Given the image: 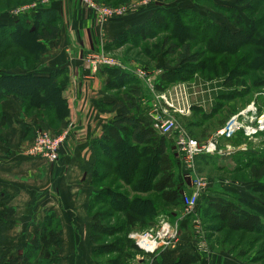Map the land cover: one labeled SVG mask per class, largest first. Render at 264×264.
Returning <instances> with one entry per match:
<instances>
[{
	"label": "trees",
	"instance_id": "obj_1",
	"mask_svg": "<svg viewBox=\"0 0 264 264\" xmlns=\"http://www.w3.org/2000/svg\"><path fill=\"white\" fill-rule=\"evenodd\" d=\"M30 1L32 0H0V16L4 14L1 12ZM97 1L114 6L123 0ZM217 6L235 27L234 31L196 11L180 8L172 12L163 6H155V10L142 23L130 25L107 40L104 49L113 50L127 45L126 52L139 48L138 54H132L137 58L136 62L141 63L138 57L140 53L149 55L153 61L156 50L151 53L143 42L154 36V31L168 30L170 34H174L177 29L182 33V29L187 30L186 38L174 35L178 43H167L169 36L161 41L164 52L178 56L179 65L162 68L154 80V89L160 92L172 83L190 82V73L182 72V66L198 64L203 74V70L209 66L212 70L218 69L216 74L226 69L221 85L231 89V95L226 93L223 96L244 99L251 93V85H261L262 82L253 79L247 87L244 85L249 71H260L264 67V39L260 38L261 34L264 35V0H235L234 6ZM237 6L242 7L245 16L238 11ZM59 25L58 13L46 6L18 13L10 23L0 22V130L3 118L1 103L8 97L18 102L24 115L40 116L55 130L66 118L68 111L62 90L68 82L67 69L57 68L45 76L33 74L48 42L57 38ZM189 34L193 38L186 41ZM200 44L204 46L199 47L200 51L196 52V45ZM153 46L155 48L157 45ZM249 46L252 49L246 48ZM221 54L224 55L223 58L219 57ZM133 57L129 53L124 60ZM14 70L22 72L16 73ZM99 70L105 77L104 90L111 92L115 100L95 104L100 111H118L109 122L102 125L100 135L91 141L94 162L90 172L92 190L88 215L92 221L89 238L94 245L91 252L93 259L97 264H132L138 257L143 258L138 264H197L199 258L193 252L186 251L178 256L169 249L145 252L130 237V233L138 225L147 227L149 223L156 221L155 216L168 213L169 208L178 204L182 206L184 183L176 176L178 162L175 152H172V141L154 130L145 118L142 81L131 72L116 67L103 66ZM204 78L213 79L210 76ZM192 110L201 112V108L194 105L191 106ZM211 113L213 114L201 112L199 125H203V121L209 119ZM235 113L236 108L229 106L226 115L232 116ZM206 126L209 127V124ZM259 133L264 137V130ZM243 134L240 129L227 140ZM224 140L226 139L220 141ZM213 158H217L216 155L203 153L195 161L197 163L198 159H204L206 162L203 165L214 166L213 162H208ZM242 166L249 169L251 177L264 181V155H257L250 163L247 161L239 167L225 169L218 165L215 168L234 172ZM179 168L182 173L180 165ZM255 192L264 195V187H259ZM221 193L228 194L225 191ZM0 197L2 200L6 199L8 194L0 191ZM2 200L0 221L13 213V208ZM167 207L169 208L166 209ZM207 207L213 211L210 217L219 221L217 227L232 232H256L264 236L263 214L259 211H238L232 203L224 200L209 201ZM114 215H117L115 222L110 223V218ZM148 228L150 226L146 229ZM58 236V218L54 213H47L17 256H0V264H49L46 258L54 254L51 249L58 245ZM47 252L52 253L41 256L38 261L39 255Z\"/></svg>",
	"mask_w": 264,
	"mask_h": 264
},
{
	"label": "crops",
	"instance_id": "obj_2",
	"mask_svg": "<svg viewBox=\"0 0 264 264\" xmlns=\"http://www.w3.org/2000/svg\"><path fill=\"white\" fill-rule=\"evenodd\" d=\"M46 7L58 13L59 33L48 42L33 74L45 76L57 68L67 69L68 82L62 96L68 113L55 130L40 116L24 115L14 98L8 97L1 103L0 191L8 194L3 200L13 208V213L0 221V256H17L42 218L54 213L59 221L58 245L46 261L96 264L91 255L94 245L89 238L92 221L88 215L94 162L91 141L118 110L98 109L95 102H112L115 96L104 90L105 77L100 70L93 72L82 57L102 49L107 40L130 25L142 23L148 14L141 19L126 14L101 26L76 0H53ZM11 20L9 16L0 17V22ZM42 129L56 134L66 132L58 159L52 164L26 154L35 133Z\"/></svg>",
	"mask_w": 264,
	"mask_h": 264
},
{
	"label": "rangeland",
	"instance_id": "obj_3",
	"mask_svg": "<svg viewBox=\"0 0 264 264\" xmlns=\"http://www.w3.org/2000/svg\"><path fill=\"white\" fill-rule=\"evenodd\" d=\"M52 1L53 0H32L15 6L8 11L1 12L4 14L0 17L9 16L14 18V16H16L15 12L17 11L21 13L24 11H32L41 6H50ZM92 1L99 4H106L104 1ZM142 1L143 0H123L114 6L108 4L106 5L110 7H119L132 2L136 6L133 7L127 14L139 16V19L148 14L146 17L147 19L155 10V6H163L172 12L183 8L190 11H196L202 15H207L210 19L224 25L230 31L235 30V27L228 21L224 11L217 6V4L234 6L235 0H145V3H142ZM76 2L79 4L81 9L83 8L86 11L80 0H76ZM237 9L245 16L244 11H242V7L237 6ZM182 31L183 33L177 29V32H173L174 34H170L168 30L154 31L155 35L143 42L144 47H147L151 53L154 52L153 50H156L155 59L153 61L150 60L149 55L140 53L138 57L141 63L136 62L135 59L137 58H134L132 54H138L139 48H133L131 51L126 52L125 49H127V45L119 46L113 50H106L103 46L102 49L96 51L104 52V54H108L109 56L119 59L123 64L133 66L134 68L141 67L148 73L149 76H151L152 70L155 71V69L159 68L160 70L162 68H172L173 66L179 65V60H177L178 56L176 54L170 55L168 52H164V47L161 41L165 37L169 36L167 43H178L175 37L186 38L187 30L182 29ZM190 38L192 40L193 37L189 34L186 41L190 40ZM260 38L264 39V35L261 34ZM154 44L157 45L155 48L153 46ZM213 44L218 45L217 42H213ZM201 46L203 47L204 45H196V52L200 51L199 47ZM246 48L250 50L251 47L249 46ZM178 52L179 49H177L176 53ZM129 53L133 58L124 60ZM222 54L219 55L220 58L224 57ZM199 68L200 66H198V64L182 66V72H185L186 74L187 72L190 73L189 78L191 81L175 82L169 85L168 88L171 90L174 89L175 91L185 89L188 94V104H191V106H198L201 108V112H213V114L211 113L209 119L203 121V125H199V120H201L202 116L200 111L194 112L193 110H190V113L187 115H180L176 113L175 119L178 124L184 128L189 136H193V138L203 143L206 142L208 138L220 129L228 120L230 115H226V113L229 111V106L236 108L235 114H237L241 110H244L248 105L252 104L251 106L256 110V115L255 117H252L253 119H251V124L249 126L255 132L247 134L243 130L244 134L241 137L236 136L229 141L227 139L220 141V152L212 153V155H216L217 158H213L211 160L209 159L210 161L207 160L208 162H213L212 165L214 166L203 165L204 162H206L204 159H198L197 163L195 161L196 175L204 177L212 182L211 187L202 192L196 206L191 211L186 212L184 206H181V204H178V206H175L174 208L167 207L166 209L169 208L168 213L155 216L154 220L156 221L154 223H149L147 227L159 225L162 222L171 223L172 226L176 225L178 235L172 250L175 255H179L186 251L193 252L199 258L197 264H264V236L256 232H232L228 231L226 228L221 229V227H217L219 226V221L210 217L213 211L207 207V203L209 201L224 200V202L227 201L232 203L234 208L238 211H259L263 214L262 218L264 220V195H260L255 192V190L257 191L259 187H264V181L262 179H255L251 177L249 175V169L243 166L234 172H227L226 170H219L215 168L218 165L224 166L225 169L234 168V166L239 167L247 161L250 163L251 159L257 155H264V137L263 134L259 133L264 129H259L260 125L256 120L258 115L262 114L264 116V67L260 71L258 69L249 71V73L245 76L246 82L244 85L246 87L253 79L262 81L263 84L261 82V85H251L249 87L251 88V93L249 92L244 99H241L242 97H234L231 99V89L221 85L224 76L223 74H225L226 69L225 71H219V74H216L218 69L212 70L209 66L207 69L203 70V72H205L203 74ZM185 73H183V75H186ZM155 74L156 73H154V78H157V75ZM204 76H210L213 79L205 80ZM142 90L144 92L142 93L143 104L150 101L154 103L157 102L155 94L150 92L145 83L142 84ZM226 93H230V95L223 96V94ZM166 94L169 95L170 93ZM145 99H147V101H144ZM179 102L180 101H178V103ZM223 121L225 122L222 124ZM190 122H195V124ZM207 124H209V127L206 126ZM203 129L205 132H203ZM50 134L54 136L58 135L52 132H50ZM166 137L173 143L171 137ZM226 147L234 148V150H232L231 153L222 154V150H225ZM172 152H175L174 155L176 157V162H178V156L176 154L174 144L172 145ZM178 164L176 166V176L178 180L184 183L183 194H187L191 191L190 180L184 177ZM221 191H225L228 194H222ZM116 217L117 215L111 217L110 223L115 222ZM147 227L138 225L137 229L132 232L142 233L147 230ZM51 250H53V248ZM50 253L52 252L39 255L38 261H40L41 256H47ZM142 259V257H138V261L133 260L132 264H138L142 261Z\"/></svg>",
	"mask_w": 264,
	"mask_h": 264
},
{
	"label": "built area",
	"instance_id": "obj_4",
	"mask_svg": "<svg viewBox=\"0 0 264 264\" xmlns=\"http://www.w3.org/2000/svg\"><path fill=\"white\" fill-rule=\"evenodd\" d=\"M85 7L86 12L92 15L96 22L103 26L111 18H120L126 15L136 5L132 2L119 7H110L106 4L95 3L92 0H80ZM146 1L143 0L142 3ZM20 12H15V15ZM82 61L89 66L93 72H97L103 66L116 67L131 72L136 78L141 80L149 88L150 92L155 94L157 100L146 102V120L158 133L171 137L177 154L178 163L182 169L185 178L190 180L191 191L183 194L182 202L186 212L191 211L197 204L202 192L211 187L212 182L204 177L196 175L195 160L203 153L220 152L219 143L221 139H227L234 135L240 129L247 134L255 131L249 126L252 117L256 115V110L250 104L239 113L230 116L224 125L214 132L206 142H199L197 139L189 136L175 119V114L187 115L190 113L191 104H188V94L185 89L175 91L166 89L156 91L154 89V73L158 75L161 70H152L151 76L143 68H133L123 64L104 52L89 51L82 57ZM166 93H170L167 95ZM143 100V98H142ZM160 100V102H159ZM144 101H147L145 99ZM178 101H180L178 103ZM259 123V129H264V116L262 114L256 117ZM66 132L56 136L50 134L47 130H39L35 133L30 145L26 148L28 156L38 158L44 163L52 164L58 159L60 148L64 142ZM234 148L226 147L222 154L231 153ZM177 226L168 222H162L159 225L152 226L142 233L132 232L130 237L145 252H153L157 249L174 248L177 240Z\"/></svg>",
	"mask_w": 264,
	"mask_h": 264
}]
</instances>
